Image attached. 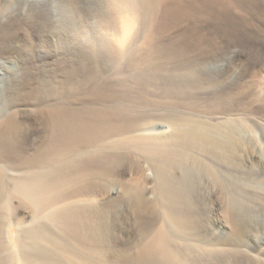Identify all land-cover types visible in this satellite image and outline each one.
Here are the masks:
<instances>
[{"label":"bare ground","instance_id":"obj_1","mask_svg":"<svg viewBox=\"0 0 264 264\" xmlns=\"http://www.w3.org/2000/svg\"><path fill=\"white\" fill-rule=\"evenodd\" d=\"M108 1L124 29L105 53L90 45L71 0H0V45L11 36L0 51V264H264V116L254 105L264 75L240 82L227 61L191 57L188 47L199 44L182 38L147 37L129 49L145 5L165 18L189 17L199 3L228 14L232 4ZM15 27L25 37H13ZM56 53L74 54L79 82L47 68L39 75ZM123 61L138 69L124 77L135 99L99 81ZM72 86L82 91L69 99ZM119 151L133 154L138 173L152 172L162 207L158 226L114 262L107 208L119 205L121 185L107 178ZM146 179L124 191L135 206L150 203Z\"/></svg>","mask_w":264,"mask_h":264},{"label":"rangeland","instance_id":"obj_2","mask_svg":"<svg viewBox=\"0 0 264 264\" xmlns=\"http://www.w3.org/2000/svg\"><path fill=\"white\" fill-rule=\"evenodd\" d=\"M198 1L202 2V0ZM228 1L232 4L233 9H231L228 14H224L223 12L221 14L220 11H217L218 15L216 14V16L215 14H210L208 8H200V3L196 7L193 15L191 14L189 17L181 15V12L177 11L175 12L176 16L173 14L174 16L171 15V17L168 16L165 18L162 17L159 11H156L155 14V8L153 6L145 5L142 7L140 17L137 19L138 21L136 20L133 22V40L129 44V49H133L135 45L140 47L143 44V40L147 37H158L160 38V42L161 40L174 41V39L177 40V38L192 40L199 45L196 47L195 45H190L188 47L187 50L191 57L197 58L208 54V56L212 58L221 59L220 61H227V63H229L228 68L230 74L237 75L240 82L254 81L257 77L264 75V0ZM110 3L111 2L108 0H71L73 11L76 12H73L74 16L76 15L75 18L78 19L80 16L84 17L90 36V45L98 44L105 53H108L110 49H117V38L122 34L124 29L122 25L123 22H117L118 19L116 17H118V11L114 8L113 4ZM201 5H204V3ZM23 32L24 31L20 30V28L17 29V27H15V29L12 28L10 31L13 37L16 35L25 37L27 32H24L25 34ZM43 33V31H37L39 37H41ZM10 37L7 35L4 36L2 41L5 46H1V44L0 51L3 48L8 49L10 47L9 43L5 42L9 40ZM88 53L90 54L88 57L91 63L96 53H92V51ZM144 57L145 56H141V58ZM46 58L40 63L41 70L39 71V75H44L45 68H47L51 70V72L56 73V77L59 81L68 78L70 83H73L72 85L80 81L78 79L80 73H76L75 67L73 66L75 63L72 64V61L75 59L73 53L69 54L67 57L63 54L56 53ZM66 59L67 63L65 61ZM125 63H127V61H123V63H120L118 66H116L117 64L113 66V69L107 71L99 81L108 86L106 88L107 91L110 92L115 89L114 91L117 93L119 92L120 95H122L121 93L130 94L132 97L129 98L135 99L136 91L130 93L128 89V91L126 90L124 87V77H133L132 75H135L134 77L137 75L138 77V69L136 66L135 68L133 66L129 69ZM114 83L118 85L117 87L119 88H117ZM142 85L141 87H144ZM77 89L74 86H72L71 89L69 88V99L76 98L80 90L82 91L81 88ZM254 105L257 113L260 116H264V95H262L260 99H257ZM255 116L257 117L256 114ZM112 152L115 153V151ZM118 153L123 155L122 158L119 159L120 163L117 161L114 165V168L117 170L115 169L114 174L107 178V182H112V184L115 183L116 185L119 184L118 186L121 185L119 187L121 192L117 195V202L119 205L109 207L110 209L107 208L114 216L112 235L105 250L108 252L109 259L112 261L114 260V262L117 255L139 241L142 231L147 226L150 231L158 226L160 216H157V214H160V212H157V210L162 207L161 198L155 194L158 185L154 180L152 172L149 171L145 173L142 171L138 173L134 167L135 164H132L135 163L133 154L127 151H119ZM124 153L128 157H126ZM141 174L147 177L146 182H142L141 186L148 192L150 201L149 205L145 207L135 206L133 203H130L132 201H130L129 198L124 196V191L127 188H132L134 181L142 176ZM156 203L157 206H155ZM209 207L210 205H208L206 209V215L210 213Z\"/></svg>","mask_w":264,"mask_h":264}]
</instances>
